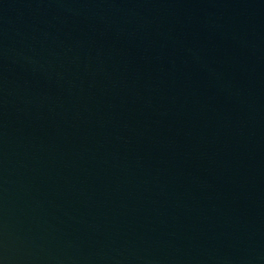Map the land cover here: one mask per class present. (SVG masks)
Masks as SVG:
<instances>
[{
	"label": "water",
	"instance_id": "water-1",
	"mask_svg": "<svg viewBox=\"0 0 264 264\" xmlns=\"http://www.w3.org/2000/svg\"><path fill=\"white\" fill-rule=\"evenodd\" d=\"M0 264H264V0H0Z\"/></svg>",
	"mask_w": 264,
	"mask_h": 264
}]
</instances>
